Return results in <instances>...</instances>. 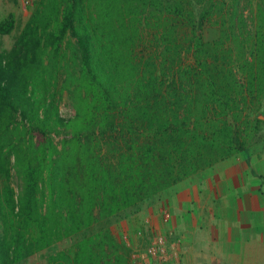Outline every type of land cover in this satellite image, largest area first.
Wrapping results in <instances>:
<instances>
[{
  "label": "trees",
  "instance_id": "1",
  "mask_svg": "<svg viewBox=\"0 0 264 264\" xmlns=\"http://www.w3.org/2000/svg\"><path fill=\"white\" fill-rule=\"evenodd\" d=\"M241 2L43 1L0 51V264L92 229L47 264H131L109 219L251 155L264 140L252 115L264 106V0L249 2L252 25ZM214 19L220 33L207 40L202 26ZM15 24L11 14L0 30ZM65 72L69 118L59 105Z\"/></svg>",
  "mask_w": 264,
  "mask_h": 264
},
{
  "label": "crops",
  "instance_id": "2",
  "mask_svg": "<svg viewBox=\"0 0 264 264\" xmlns=\"http://www.w3.org/2000/svg\"><path fill=\"white\" fill-rule=\"evenodd\" d=\"M203 172L164 191L169 221L168 208L149 207L156 217L148 218L168 236L171 261L264 264V153L237 154Z\"/></svg>",
  "mask_w": 264,
  "mask_h": 264
},
{
  "label": "rangeland",
  "instance_id": "3",
  "mask_svg": "<svg viewBox=\"0 0 264 264\" xmlns=\"http://www.w3.org/2000/svg\"><path fill=\"white\" fill-rule=\"evenodd\" d=\"M43 1L44 0H0V24L3 21L7 20L11 14H14L16 18L15 28L10 33H2L0 30V51H8L13 47L23 28L31 19L33 12H35L41 6ZM249 2L250 0H242L241 12H245L249 19L250 25H252L253 15L251 13V5ZM196 4L197 9L199 10L201 9V7H203V5H201L199 2H196ZM215 17H217V15H215ZM219 33L220 26L215 22V19L213 21L206 22L202 26V34L207 40L218 38ZM148 39H151L154 42L155 36L152 34H148ZM155 42H157L156 39ZM45 45L47 47V40H45ZM66 77L67 73L65 72L62 77L59 105L61 114L64 117L69 118L75 114V108L71 90L73 86L68 85V83L66 82ZM261 111H264V106L255 109L252 112V115H257ZM262 129L264 133V124L262 125ZM64 136L65 134H61L60 136L57 135L55 138L59 148L62 147L61 141ZM258 152L264 153V140L253 144V146L251 147V154ZM238 155L244 154L240 153ZM12 164L13 168L11 181L13 186L19 192L22 189V178L17 168L14 166V157H12ZM211 168L204 170L202 176L204 175L205 171H211ZM209 173L210 172H208V174ZM164 198V192H162L152 199L144 202L142 204V210L139 213L127 217H113L106 222L107 225L112 227L115 234L130 246V248L132 249L131 258L132 254L134 255L135 253H139L140 251L145 250L148 243L152 241V237L154 236V234L165 233L160 231V227L158 228V226L152 222L151 218L154 219V217L156 216L152 215V217L149 213L150 205H155L159 208L161 206H164L165 209L168 208V210L164 213L163 218L165 217L167 212L170 213L171 211L169 209V203L164 202ZM158 211L160 212V209ZM148 215H150L151 218H148ZM102 224L103 222L97 223L94 230H97ZM152 228L154 229V231H152ZM141 229L143 231L145 230L144 236L138 234V231ZM91 232H93V229L84 231L78 234L73 239H65L48 249L36 253L22 264H47L46 259L49 255L57 252L62 248L73 246L77 240L81 239L86 234H90Z\"/></svg>",
  "mask_w": 264,
  "mask_h": 264
},
{
  "label": "built area",
  "instance_id": "4",
  "mask_svg": "<svg viewBox=\"0 0 264 264\" xmlns=\"http://www.w3.org/2000/svg\"><path fill=\"white\" fill-rule=\"evenodd\" d=\"M170 217L171 214L167 212L164 221H169ZM144 231L141 229L138 234L144 236ZM152 231H154L153 228ZM169 246V239L166 233L154 234L152 241L148 243L144 251L132 254L131 264H175L171 261Z\"/></svg>",
  "mask_w": 264,
  "mask_h": 264
},
{
  "label": "water",
  "instance_id": "5",
  "mask_svg": "<svg viewBox=\"0 0 264 264\" xmlns=\"http://www.w3.org/2000/svg\"><path fill=\"white\" fill-rule=\"evenodd\" d=\"M257 117L260 119H264V111H261L260 113H258Z\"/></svg>",
  "mask_w": 264,
  "mask_h": 264
}]
</instances>
